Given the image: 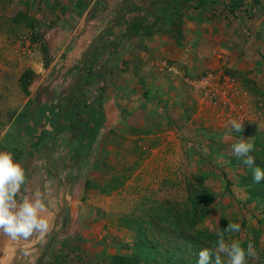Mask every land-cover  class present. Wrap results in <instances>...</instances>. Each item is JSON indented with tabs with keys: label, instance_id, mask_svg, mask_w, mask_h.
<instances>
[{
	"label": "rangeland",
	"instance_id": "1",
	"mask_svg": "<svg viewBox=\"0 0 264 264\" xmlns=\"http://www.w3.org/2000/svg\"><path fill=\"white\" fill-rule=\"evenodd\" d=\"M28 8L25 0H0V150L18 161L24 137L39 131L37 141L27 140L29 148L36 150L43 140V155L59 159L70 140L86 135L75 124L87 119L82 104L100 109L101 37L76 47L74 57L75 46L67 43L73 32L61 29L78 21L71 10L62 6L34 16ZM240 59H223L180 81L181 103L169 96L161 105L152 102L156 108L142 112L144 120L122 136L112 158L78 167L82 184L71 183L66 196L59 188L49 201L55 187L44 186L41 215L48 233L15 241L0 233V264H113V255H134L142 236L156 253L139 264H196L200 249L216 247L217 231L226 243L239 240L246 248L252 242L257 257H246L245 264H264V180L253 181L251 169L231 150L241 136L248 138L255 146L250 155L264 167V65L253 73ZM35 64L39 69L25 95L18 77L37 70ZM50 111L53 139L45 123ZM233 119L242 120L240 134L230 131ZM228 223H238L240 231H225Z\"/></svg>",
	"mask_w": 264,
	"mask_h": 264
},
{
	"label": "crops",
	"instance_id": "2",
	"mask_svg": "<svg viewBox=\"0 0 264 264\" xmlns=\"http://www.w3.org/2000/svg\"><path fill=\"white\" fill-rule=\"evenodd\" d=\"M27 1L26 11L34 16L62 6V10H71L78 21H74L72 27L64 25L61 29L73 32L67 43L71 41L75 46L71 54L74 57H79L76 47L90 44L95 36L101 37L98 76L103 93L95 117L75 122L85 128L86 135H76L70 140L59 159L52 153L43 155V140L36 150L29 148L27 140L34 137L37 141L39 131L32 136L28 132L24 137L18 159L26 174V184L21 188L23 197L43 194L47 185L55 187L47 196L49 201L55 199L53 191L59 188L66 196L71 183L82 184L77 175L83 162L90 165L96 159L112 158V153L122 147V136L144 120L142 112L156 108L154 104L167 96L181 103L180 81L186 83L188 77L193 78L205 67L224 62L223 59L234 64L238 56L245 69L253 73L264 65V0H212L209 5L201 4L204 0L191 1L198 7L180 1L183 7L180 42L162 32L122 39L132 20L142 19L149 13L152 18L156 0H25V3ZM94 57L92 53L90 59ZM34 67L37 70L32 71L37 73L39 65ZM90 109L94 110L93 104ZM53 115L50 111L48 118ZM47 122V134L53 139L55 124L48 119ZM3 136L0 134V139Z\"/></svg>",
	"mask_w": 264,
	"mask_h": 264
},
{
	"label": "clouds",
	"instance_id": "3",
	"mask_svg": "<svg viewBox=\"0 0 264 264\" xmlns=\"http://www.w3.org/2000/svg\"><path fill=\"white\" fill-rule=\"evenodd\" d=\"M228 124L230 131L239 134L242 132V120L233 119ZM254 147L251 140L241 136L231 145V150L234 156L251 169L253 181L259 183L264 180V167L257 165L255 158L250 155ZM25 184L24 168L14 160L11 152L0 150V233L11 237L14 241L26 240L34 233L43 238L49 231L48 221L41 215L46 208L42 195L34 193L33 197L24 196L20 200L17 199V195L21 193V188ZM224 230L239 232L240 225L228 223ZM216 236V247L200 249L196 264H245L246 257H257L252 242L244 248L239 240L226 243L224 233L221 231H217Z\"/></svg>",
	"mask_w": 264,
	"mask_h": 264
},
{
	"label": "trees",
	"instance_id": "4",
	"mask_svg": "<svg viewBox=\"0 0 264 264\" xmlns=\"http://www.w3.org/2000/svg\"><path fill=\"white\" fill-rule=\"evenodd\" d=\"M180 1L183 2L184 5H188L191 3V6H194L193 2H191L193 0H156L154 1L153 5L154 10L152 14V20L150 22H144V20L141 18L132 20L126 27L122 39L129 40L138 36L162 32L171 35L177 42H180L182 40L180 17L183 8L179 5ZM205 3L209 5L212 3V0H204V2H201V4ZM194 7H198V5L196 4ZM28 25L32 35H34V40L41 42L39 34L34 33V26L32 24ZM42 48L45 50V46L43 44ZM34 75V72H32L31 70H24L20 74L18 83L23 94H29L28 87L31 84ZM90 107L91 106H89L88 104H82L81 111L84 115H86V118L90 117L91 119V117H95L98 111L97 108L91 110ZM48 120L51 123H56V119L54 116L51 119L48 118ZM196 213L197 210L194 209L192 215L193 218L196 216ZM203 217L204 214L199 219H202ZM148 244L149 239L146 236L139 237L135 242L136 252L134 255H113L110 257L111 262L113 264H139L140 262H148L149 260H153V256L156 253L155 248L152 245Z\"/></svg>",
	"mask_w": 264,
	"mask_h": 264
},
{
	"label": "built area",
	"instance_id": "5",
	"mask_svg": "<svg viewBox=\"0 0 264 264\" xmlns=\"http://www.w3.org/2000/svg\"><path fill=\"white\" fill-rule=\"evenodd\" d=\"M203 80L207 81V79H206V78H204Z\"/></svg>",
	"mask_w": 264,
	"mask_h": 264
}]
</instances>
